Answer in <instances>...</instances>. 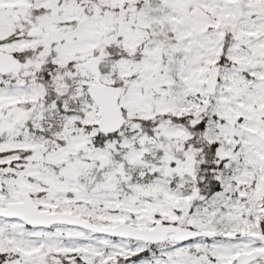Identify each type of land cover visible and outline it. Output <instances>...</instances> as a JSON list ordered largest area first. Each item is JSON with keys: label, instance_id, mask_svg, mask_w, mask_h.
I'll return each mask as SVG.
<instances>
[{"label": "snow or ice", "instance_id": "6c2138e0", "mask_svg": "<svg viewBox=\"0 0 264 264\" xmlns=\"http://www.w3.org/2000/svg\"><path fill=\"white\" fill-rule=\"evenodd\" d=\"M0 264H264V0H0Z\"/></svg>", "mask_w": 264, "mask_h": 264}]
</instances>
